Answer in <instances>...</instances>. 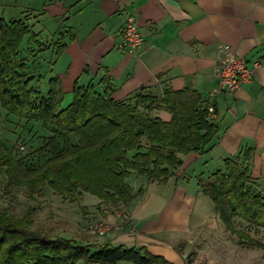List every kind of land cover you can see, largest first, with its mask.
Masks as SVG:
<instances>
[{
  "label": "crops",
  "instance_id": "1",
  "mask_svg": "<svg viewBox=\"0 0 264 264\" xmlns=\"http://www.w3.org/2000/svg\"><path fill=\"white\" fill-rule=\"evenodd\" d=\"M29 8V14L18 19L29 29L19 57L31 86L42 95H47L51 81L55 83L62 93L60 109L71 103L75 86H92L115 102H133L138 94L159 101L167 89L189 87L215 109L218 133L206 150L182 156L183 165L163 182L132 172L126 179L135 194L129 204L111 206L99 200L93 204L92 218L117 229L102 240L84 239L83 245L144 248L166 264H186V257L198 252L203 236L225 231L198 179L221 169L225 159L247 151L250 177L264 197V0H32ZM129 15L135 16L143 40L135 56L121 48ZM60 38L64 47L57 55ZM221 45L249 65L258 63L251 83L233 96L219 91L216 69ZM4 113L6 124L28 127V131L11 129L12 134L49 135L40 122ZM149 115L171 120L164 110L153 108ZM4 181L0 168L2 190ZM37 197L26 198L29 209H34L31 204ZM121 263L126 262L117 264Z\"/></svg>",
  "mask_w": 264,
  "mask_h": 264
},
{
  "label": "trees",
  "instance_id": "2",
  "mask_svg": "<svg viewBox=\"0 0 264 264\" xmlns=\"http://www.w3.org/2000/svg\"><path fill=\"white\" fill-rule=\"evenodd\" d=\"M29 29L22 20L0 18V107L7 115L26 122H40L49 129L38 148L26 154L0 146L4 193L23 189L28 198L48 186L63 199L82 194L111 206L134 199L126 184L130 174L163 182L183 165L182 156L201 154L218 133L208 120L206 103L193 88L167 89L157 101L138 94L133 102H115L92 86H75L71 103L60 109L62 93L54 82L46 96L31 86L24 73L19 48ZM58 39L57 55L64 43ZM171 115L164 122L149 115L151 109ZM15 151V152H14ZM249 152L227 158L221 169L197 181L219 215L225 231L245 238L264 254V243L235 228V221L264 232V197L249 173ZM140 193V192H138ZM34 209L15 213L10 205L0 208V264H166L144 248L79 245L56 231L58 222L34 223Z\"/></svg>",
  "mask_w": 264,
  "mask_h": 264
},
{
  "label": "rangeland",
  "instance_id": "3",
  "mask_svg": "<svg viewBox=\"0 0 264 264\" xmlns=\"http://www.w3.org/2000/svg\"><path fill=\"white\" fill-rule=\"evenodd\" d=\"M31 4L32 0H0V17L6 21L11 19H24V17L29 14V7ZM0 115H3V117H0L2 118L0 121V146L11 150L19 142L32 140L30 142L32 145L30 148L31 152L33 149L38 148L41 139L45 138V132H36L35 135L30 138L24 133L15 132L12 134L11 129L18 130L22 128L28 131V127H19L18 125V129H15L12 124L11 126L10 124H6L4 119L5 113L1 107ZM12 118L19 120L14 116H12ZM29 132L31 133V131ZM24 154H26V152ZM132 180L133 179L130 180V183ZM43 189L44 192L37 197V202L31 204L35 211L33 220L36 225H45L50 219L58 222L59 227L56 232L66 239L75 240L79 245L84 243V239L92 241L99 238V236L89 233V227L94 223L100 221L107 223V221L99 219L94 220L92 218L94 213L93 204L98 201L96 197L84 194L81 200L76 199L74 201H69L64 199L66 203H63L61 197L51 193V189L48 186H45ZM3 192L4 190H2L0 186V196L2 198L0 200V208L10 205L13 207L15 213L30 208L23 189L16 191L13 197ZM90 211H92V214H87V212L90 213ZM234 225L236 229L244 232L250 239L264 243V232L258 231L237 220ZM100 238L102 240L105 237ZM198 245V252H194L187 257L189 260H193L194 264H264V254L262 250L249 243L247 239L241 238L238 234L221 231L213 236H203V239L199 241ZM75 264L85 263L79 260Z\"/></svg>",
  "mask_w": 264,
  "mask_h": 264
},
{
  "label": "built area",
  "instance_id": "4",
  "mask_svg": "<svg viewBox=\"0 0 264 264\" xmlns=\"http://www.w3.org/2000/svg\"><path fill=\"white\" fill-rule=\"evenodd\" d=\"M142 43L143 40L139 34L136 18L133 15H129L123 24L121 48L126 54L135 56L139 53ZM219 54L216 69L219 91L233 96L243 85L251 83L258 63L254 62L249 65L245 59L238 57L232 52L227 45L219 47ZM206 110L208 120L213 121L216 117L214 106L209 103L206 105ZM15 150L18 154H24L28 150V145L24 142H19L15 145ZM113 229L117 228L110 223L100 221L89 227V233L103 237ZM186 264H194V262L186 257Z\"/></svg>",
  "mask_w": 264,
  "mask_h": 264
}]
</instances>
